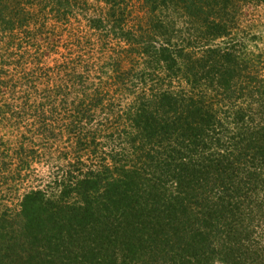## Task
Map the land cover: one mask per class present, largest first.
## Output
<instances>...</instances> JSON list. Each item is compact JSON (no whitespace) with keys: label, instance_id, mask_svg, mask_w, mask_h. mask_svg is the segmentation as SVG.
Instances as JSON below:
<instances>
[{"label":"trees","instance_id":"trees-1","mask_svg":"<svg viewBox=\"0 0 264 264\" xmlns=\"http://www.w3.org/2000/svg\"><path fill=\"white\" fill-rule=\"evenodd\" d=\"M248 5L264 0H0V170L8 159L23 183L48 169L0 206V264H264V52L245 38ZM43 11H79L95 40L40 66L60 45ZM16 39L37 58L7 61Z\"/></svg>","mask_w":264,"mask_h":264},{"label":"rangeland","instance_id":"rangeland-1","mask_svg":"<svg viewBox=\"0 0 264 264\" xmlns=\"http://www.w3.org/2000/svg\"><path fill=\"white\" fill-rule=\"evenodd\" d=\"M41 8H43V6H41ZM244 10L246 11V14L242 27L246 28L247 31L245 38L246 40H255V44L253 45L257 46L255 50L264 52V6L259 5L255 7L253 5H248L245 6ZM75 12L76 13L74 15H69V20L59 23H56L54 19L49 16L47 11H43L38 14V18L41 17V20L39 21L46 24L44 29L45 34H51L49 36L53 39L51 42H60L59 51L56 49H51L48 51V53H41V57L43 58L41 59L40 66H53L56 63H60L63 58L72 53L68 46H70V44H72L71 42L74 40H95L96 36L88 29L86 19L84 18L83 14L79 11ZM90 15L91 13L89 16ZM19 42L21 41L16 39L14 40V44L11 47L3 50L2 53L5 55L7 61L11 60V62H16L22 53H24L28 58H37L36 54L32 50H24L20 47H17L16 44ZM11 62L10 64L13 66L14 63ZM6 69L9 70V68ZM10 69L11 70L9 71L11 74L16 76V69L13 67ZM19 89L22 91L21 87ZM19 92L20 91L18 90V94L20 95ZM45 110H48V106L45 107ZM30 116L32 115H28V117L24 119L23 123H21V132H25L26 126L29 125V121L31 122L32 117ZM46 122L48 124L49 121ZM32 137L33 135L31 133H27L25 137L26 141H29ZM6 142V138H2V136H0V144H5ZM33 148L36 147L33 146ZM115 148H117L116 144ZM53 159L57 158L54 156ZM0 161H2V158ZM4 166H1V168H4V171L0 170V206L2 208L6 206L10 207L11 209L18 208V203L26 190L36 186L39 184L38 182L46 181L48 179V169L46 165H43V162L42 164L36 163L33 165L30 171L27 172V178L23 183L21 182V179H19L20 177H16L18 173H15L16 171L14 170V166L12 168V164L8 162V159ZM1 172L3 173L1 174Z\"/></svg>","mask_w":264,"mask_h":264}]
</instances>
